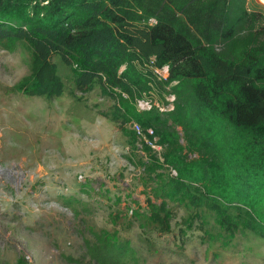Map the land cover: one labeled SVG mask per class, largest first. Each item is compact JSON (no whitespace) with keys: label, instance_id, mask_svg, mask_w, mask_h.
Wrapping results in <instances>:
<instances>
[{"label":"trees","instance_id":"trees-1","mask_svg":"<svg viewBox=\"0 0 264 264\" xmlns=\"http://www.w3.org/2000/svg\"><path fill=\"white\" fill-rule=\"evenodd\" d=\"M253 2L0 0V49L21 46L29 54V71L13 90L50 101L63 96L58 58L72 74L73 90L118 95L112 120L133 119L143 132L153 129L159 145L168 144L170 174L156 173L152 189L161 202L147 199L149 219L162 232L169 229L165 197L180 193L213 211L226 232L242 224L264 233V6ZM164 65L167 76L159 79L154 70ZM148 82L171 85V110L136 109ZM177 126L186 146L170 130ZM200 146L205 153L188 160L187 152ZM139 151L147 174L163 167L148 146ZM102 235L86 246L91 260L111 264L132 255Z\"/></svg>","mask_w":264,"mask_h":264},{"label":"rangeland","instance_id":"rangeland-1","mask_svg":"<svg viewBox=\"0 0 264 264\" xmlns=\"http://www.w3.org/2000/svg\"><path fill=\"white\" fill-rule=\"evenodd\" d=\"M54 61L65 81L63 96L30 97L13 90L29 71L28 52L0 49V264H100L86 253L99 234L132 250L111 264H264V233L242 224L226 232L213 211L180 193L165 197L168 231L153 224L147 199L161 202L152 189L156 173L170 174L168 144L151 152L163 167L147 174L141 151L131 146L132 119H111L119 96L73 90L71 72ZM148 84L141 97L151 100L150 110L169 111L176 100L171 85ZM170 130L187 145L181 127ZM204 153L200 146L187 158Z\"/></svg>","mask_w":264,"mask_h":264},{"label":"built area","instance_id":"built-area-1","mask_svg":"<svg viewBox=\"0 0 264 264\" xmlns=\"http://www.w3.org/2000/svg\"><path fill=\"white\" fill-rule=\"evenodd\" d=\"M155 20L154 19H150V22L153 23ZM154 72L161 74L164 78L167 76V72H168V65H164L160 68H156L154 70ZM166 74V76H165ZM173 105V102H172ZM170 105L169 107H167V110H170L173 108V106ZM135 106L136 109L138 111H148L150 110L153 106L151 104V100H148L145 97H141V98H137L135 101ZM156 106L160 109L163 110L165 109V107H159L157 104ZM129 127L131 130H133V132L135 133L136 136V142H137V148L139 150L142 149L143 145L148 146L150 149L154 150V151H159L160 150V145L157 143V137L154 136V131L151 128H148L145 132L142 131L141 126L139 125V123H137L136 121H134L133 119L129 122ZM173 174H176L175 171H172Z\"/></svg>","mask_w":264,"mask_h":264},{"label":"bare ground","instance_id":"bare-ground-1","mask_svg":"<svg viewBox=\"0 0 264 264\" xmlns=\"http://www.w3.org/2000/svg\"><path fill=\"white\" fill-rule=\"evenodd\" d=\"M264 3V0H261Z\"/></svg>","mask_w":264,"mask_h":264}]
</instances>
